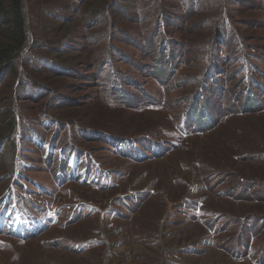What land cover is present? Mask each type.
<instances>
[{"label":"rangeland","instance_id":"rangeland-1","mask_svg":"<svg viewBox=\"0 0 264 264\" xmlns=\"http://www.w3.org/2000/svg\"><path fill=\"white\" fill-rule=\"evenodd\" d=\"M22 6L0 264H264V0Z\"/></svg>","mask_w":264,"mask_h":264},{"label":"trees","instance_id":"trees-1","mask_svg":"<svg viewBox=\"0 0 264 264\" xmlns=\"http://www.w3.org/2000/svg\"><path fill=\"white\" fill-rule=\"evenodd\" d=\"M22 3L23 0H0V22L5 19V22L8 23L5 26L6 28L2 29L3 39L0 41V71H3L5 67L12 64L15 56L26 44L27 30H25V15L23 14ZM110 4L112 5V2ZM257 84L256 81L254 85L257 87ZM5 112L6 122L4 127H2L3 129L0 130V143L2 139L6 140L10 137L9 134L14 132V126L16 124V120L12 116H8L7 110Z\"/></svg>","mask_w":264,"mask_h":264}]
</instances>
